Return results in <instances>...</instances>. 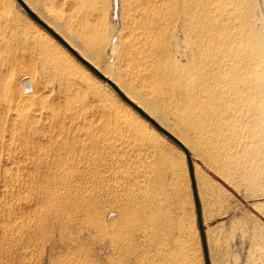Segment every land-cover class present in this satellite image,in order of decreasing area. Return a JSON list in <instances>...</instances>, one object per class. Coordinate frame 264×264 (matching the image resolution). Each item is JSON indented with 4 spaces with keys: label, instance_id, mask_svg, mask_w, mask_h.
Listing matches in <instances>:
<instances>
[{
    "label": "rangeland",
    "instance_id": "1",
    "mask_svg": "<svg viewBox=\"0 0 264 264\" xmlns=\"http://www.w3.org/2000/svg\"><path fill=\"white\" fill-rule=\"evenodd\" d=\"M115 1L28 2L187 141L209 264H264V66L256 101L200 102L175 9ZM239 3L264 62L262 0ZM28 21L0 0V264H204L181 150Z\"/></svg>",
    "mask_w": 264,
    "mask_h": 264
},
{
    "label": "bare ground",
    "instance_id": "2",
    "mask_svg": "<svg viewBox=\"0 0 264 264\" xmlns=\"http://www.w3.org/2000/svg\"><path fill=\"white\" fill-rule=\"evenodd\" d=\"M28 1L24 0L31 10H33L45 23L47 22L46 24L48 26L57 32L84 59L95 66L107 78L113 81L132 102L143 109V111H145L161 126L178 138L188 148V143L182 136L170 131L156 119L153 112L151 111L152 107H147L149 104L145 105V102V104H143L142 101L140 102V99H137V97H135L129 89L123 87V83H121L123 85L122 86L119 81L113 78L108 72H103V70L101 71L99 67H97V63L94 62L96 60L91 59L90 55L88 56V54L84 52L85 50L77 47L66 35L60 33L55 25L40 15L36 8L33 7ZM239 1L240 0H154L155 4H160L159 6L161 9L165 8L168 10L170 7H172L177 12L175 19V21H177V26L175 31L177 32L176 34L179 33L183 37L185 46L182 50H184L185 65L183 64L181 66L180 64H177L176 67L179 69V71H182V73L188 75L190 84V97L198 98L200 102H205L212 106L224 107L228 109L237 104L236 98L238 97L236 95L238 94L239 88L242 85L251 94V99H254L253 102L258 99V105H264V97H261L262 99H255L258 97L255 94H259L261 96L260 93H262V88L258 85L260 78L257 77L256 74L257 72H261L262 67L264 66V62L261 61L262 57L260 55L258 56V50L256 49L258 40L253 29V33H250L249 31H237L238 29L241 30L240 28L237 29L238 19L240 20V18L236 16L230 7L232 5L237 7ZM262 3L264 7V0H262ZM116 6V1L114 0V3L112 4V8H114L112 9V18L116 13ZM28 24L35 25V27H37V29H35L38 30L39 33L45 35L48 38H52L42 28L34 24L30 19ZM52 40L54 39L52 38ZM240 44L241 47L239 46ZM59 49L63 54L67 55V58H69L68 60L72 61V65L78 66L76 63L78 61L76 60L75 62V59L71 54H69L63 47H59ZM237 58H240L238 64L243 62L244 69L237 66ZM80 69H82L81 72H84L87 77L93 76L84 66ZM12 79L16 80L15 78ZM92 79L94 80V78ZM9 80L10 85L12 84L11 81L15 83L13 86H16L17 82L21 81V79H18L17 81L11 79ZM24 82H26V80L22 81V83ZM101 83L102 85H106L102 81ZM27 84H30L31 87V83ZM28 86L29 85L24 87L28 88ZM27 92V90H23V93ZM252 94H254L256 97L253 96L254 98H252ZM32 97L33 96L26 97L24 100L29 102L32 100ZM34 99L35 97H33V100ZM255 103L252 105H256ZM122 108L125 109L124 111L127 112V115L129 114V117L132 119H139L136 113L128 105H123ZM180 154L183 159V152L180 151Z\"/></svg>",
    "mask_w": 264,
    "mask_h": 264
},
{
    "label": "water",
    "instance_id": "3",
    "mask_svg": "<svg viewBox=\"0 0 264 264\" xmlns=\"http://www.w3.org/2000/svg\"><path fill=\"white\" fill-rule=\"evenodd\" d=\"M16 3L21 7V9L25 12L27 17L33 21L36 25L42 28L48 35H50L55 41H57L69 54L73 56L75 60H77L82 66H84L93 76H95L98 80L105 83L126 105H128L132 110H134L139 116L145 119L151 126H153L159 133L165 136L168 140H170L173 144H175L184 154L186 165L188 169L189 178L191 180V186L193 190V196L195 200V211H196V220L197 226L201 237L202 247H203V255L205 264H209L207 251L205 247V240L203 236V229L200 218L199 205L197 201V195L194 187V174H193V161L191 155L187 149V147L173 134H171L168 130H166L163 126H161L156 120H154L151 116H149L143 109L137 106L134 102H132L120 89L119 87L107 78L103 73H101L95 66H93L90 62L84 59L73 47H71L57 32H55L50 26H48L33 10H31L24 0H15Z\"/></svg>",
    "mask_w": 264,
    "mask_h": 264
},
{
    "label": "crops",
    "instance_id": "4",
    "mask_svg": "<svg viewBox=\"0 0 264 264\" xmlns=\"http://www.w3.org/2000/svg\"><path fill=\"white\" fill-rule=\"evenodd\" d=\"M49 22H51L50 20H48ZM87 23L88 22V18L87 17H82V23ZM47 23V22H46ZM75 43V42H74ZM79 46V45H78ZM88 56L90 55V58L91 59H94V56H92V54H90L89 52H87ZM95 60V59H94ZM93 60V61H94ZM96 62L95 64L97 65V67H99V69L102 71L103 68H101V65H102V62L100 61L98 63V61H94ZM99 65V66H98ZM187 173H188V169H187ZM193 174H194V187H195V191H196V195H197V201H198V205H199V211H200V218H201V224H202V229H203V236H204V240H205V247H206V251H207V256H208V246H207V235H206V226L204 224V218H203V208H202V204H201V200L199 198V190H198V185H197V180H196V175H195V169L193 167ZM188 178H189V174H188ZM189 184H190V189H191V193H192V200H193V203H194V211H195V200H194V196H193V190H192V186H191V180L189 178ZM195 219H196V211H195ZM196 221V226H197V220ZM197 229H198V226H197ZM198 237H199V240H200V244H201V249H202V254H203V247H202V242H201V237H200V233H199V230H198ZM203 258H204V255H203ZM208 260H209V256H208ZM204 264H205V261H204Z\"/></svg>",
    "mask_w": 264,
    "mask_h": 264
}]
</instances>
